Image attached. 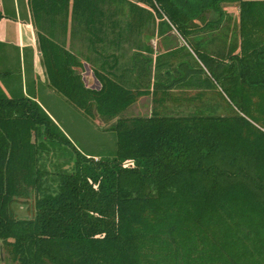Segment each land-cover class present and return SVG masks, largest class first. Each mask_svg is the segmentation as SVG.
<instances>
[{
  "label": "trees",
  "instance_id": "1",
  "mask_svg": "<svg viewBox=\"0 0 264 264\" xmlns=\"http://www.w3.org/2000/svg\"><path fill=\"white\" fill-rule=\"evenodd\" d=\"M109 1L27 0L48 86L87 117L116 119V149L82 154L33 97L0 88L2 249L14 264H264V0L130 2L129 37L158 19L159 31L175 30L187 47L167 53L178 63L153 81L152 66L166 62L134 53L130 87L113 72L117 58L109 71L101 55L92 90L44 22L65 30L68 17L81 18L102 30ZM232 3L239 42L208 53L205 35L220 32ZM191 81L217 89L233 115L121 117L137 97L151 93L160 104ZM46 145L73 153L54 188L39 166ZM20 196L33 197L30 217L11 210Z\"/></svg>",
  "mask_w": 264,
  "mask_h": 264
},
{
  "label": "rangeland",
  "instance_id": "2",
  "mask_svg": "<svg viewBox=\"0 0 264 264\" xmlns=\"http://www.w3.org/2000/svg\"><path fill=\"white\" fill-rule=\"evenodd\" d=\"M130 2H136V0H110L108 4L107 11L110 15H108V17H112L114 22H117L118 25H121L123 28L129 25L127 23L129 22ZM223 7L227 12L228 18L224 20L222 29H220L218 34H212L213 36L210 34L205 35L206 39H210L205 48L208 53L214 52L217 49H224L223 44L227 46L231 41L236 44L239 42L238 4H225ZM212 17L213 15H208V18ZM158 22V19L149 22L146 21L142 28L136 30V33H138L137 37L143 34L146 36H154L155 34H159V32L167 33L162 43L164 44V51H170L176 41H181L180 37L175 30L169 29L166 26L160 27V31L159 28H157L158 30L156 31ZM219 40L223 42L220 43ZM129 41L133 42L134 40L130 39ZM134 42L136 43L137 39ZM114 57L117 58V60H115V62L117 61L115 70L119 68V71H121L123 68L121 59L119 56ZM114 57H111V59L114 60ZM130 57L131 55L129 54V58ZM154 58L155 56L152 55V59ZM179 58L178 55L166 57L165 54H162L159 61L160 63L166 62V66L163 68H156L153 65L150 75L151 80H156L157 75H162L165 69L175 67ZM130 86H132V81L129 78V87ZM156 97L159 98L161 96L158 94ZM48 100V103L53 106V111L55 113L54 117L58 126L64 129L65 133L68 135V139L78 151L88 157L96 156L94 159L115 151L116 137L111 131V127L116 119L105 121L96 113L92 118L87 117L82 111L78 110L75 106L57 94L56 98ZM48 103H45V105ZM153 113L168 116H188L197 113L204 115L230 116L233 115L234 112L217 89L209 90L202 86L200 82L191 81L186 85L171 90L160 104L153 103V96L151 93L137 97L135 102L129 106V109L122 112L121 117H149ZM46 146L47 151H43L39 155V166L48 173L44 178V182L54 188L55 174L61 171L70 172L72 170L73 158L70 157L69 153L72 155L73 153L70 148L67 147L69 152L63 149H53L49 145ZM11 210L16 217H30L33 211V197H16L12 203ZM0 264H14L2 249L1 241Z\"/></svg>",
  "mask_w": 264,
  "mask_h": 264
},
{
  "label": "crops",
  "instance_id": "3",
  "mask_svg": "<svg viewBox=\"0 0 264 264\" xmlns=\"http://www.w3.org/2000/svg\"><path fill=\"white\" fill-rule=\"evenodd\" d=\"M0 12L2 14L0 19V88L7 96L13 93H22L26 97L30 95L57 124L53 106L48 103V99H54L56 94H59L48 86L44 68L41 65L37 29L32 23L27 0H0ZM44 23L45 32L51 38L59 40L65 49L77 56L82 66L76 70L81 74L84 85L92 90L100 88L92 70L99 69L102 64L101 55L109 57L105 64L109 71H112V68L108 69V66L114 65L111 57H120L123 68L121 71L118 68L113 72L122 75L124 77L122 80L129 86V54L132 56L134 53H141L156 57L187 47L178 35L181 41H176L172 50L164 51L162 42L167 33L159 32L154 36L143 34L137 37L138 33L134 32L129 37V25L123 28L117 22L115 23L112 17L106 18L102 30H98L97 25L85 28L81 18L72 22L68 17L65 30L56 22L45 21ZM130 39L134 41L137 39V42H129ZM45 103L48 104L45 105ZM58 127L68 137L64 129L61 126Z\"/></svg>",
  "mask_w": 264,
  "mask_h": 264
}]
</instances>
